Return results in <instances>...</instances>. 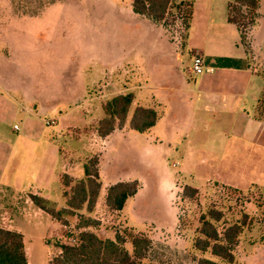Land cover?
<instances>
[{
  "label": "rangeland",
  "instance_id": "374dc122",
  "mask_svg": "<svg viewBox=\"0 0 264 264\" xmlns=\"http://www.w3.org/2000/svg\"><path fill=\"white\" fill-rule=\"evenodd\" d=\"M132 3L133 0H0V39H7L14 51L15 60L8 70L10 76L17 85L20 83L29 89L32 98L40 99L44 107H68L63 105L71 98L79 97H73L78 86L76 72H81L83 78V73L88 72L89 83L99 76L102 85V80L110 77V72L103 65L114 64L125 54L131 56L135 48L147 50V57L152 59L158 37L154 29L145 27L135 14ZM179 5L181 3L173 6L162 23L170 39L181 47L189 23V7L181 9V16ZM258 34L259 41L264 43L263 30ZM261 50L264 58V47ZM7 51L6 47H0V54ZM185 59H178L177 66L181 72L183 67L190 66ZM125 70L122 76L118 73L113 76L128 88L135 80L134 64L126 66ZM104 95L101 88L92 89L88 100L93 99L94 102L90 101V107L93 104L92 107H99ZM83 102L79 97L69 107H82ZM261 106L264 107L258 104V108ZM86 113L78 114L77 118L81 120L74 116L75 120L64 121L58 129L62 133L59 138L64 148L62 152L70 159L80 155V160L84 161L94 155L93 151L96 156H102V146L96 148L100 141L94 131L98 115L92 113L94 118L88 119ZM101 116H104L102 110ZM86 120L89 122H84ZM19 121L22 127V120ZM11 126L3 127L4 133L17 141L23 134L13 133ZM56 132V127L45 126L42 136L59 133ZM201 139L197 144L205 140V149L204 152L198 151L194 165L180 152L168 157L156 154L147 158L141 152V143L132 146L133 150L125 149L124 153L117 154L118 164L113 163L117 166L116 171L110 170L102 182L107 185V181L119 173L130 174L140 178L141 186L138 195L129 199L123 214L105 208L101 200L93 213L86 210L76 212L73 216H66L64 224L46 214L35 216L37 208L32 206L31 211L26 210L22 217L9 210L11 219L1 223L0 228H22L29 264H49L61 253L60 245L77 243L72 240L78 241L82 232H92L102 239L111 240L121 235L126 240L125 248L131 254V238L137 235L148 237L152 247L141 264H199L202 258L219 261L209 251L204 253L194 247L201 217L215 207L224 214L218 224L220 233L229 225L240 222L244 214L251 219L233 249L235 264H264V162L246 159L243 154L233 156L228 151L221 152L219 141L212 132ZM183 142L179 143L180 150L187 147ZM36 149L43 153L42 148L37 147L30 149V153H35ZM16 150L14 170H23V163L27 164L26 168L33 165V159L29 161L26 144L17 145ZM204 157L209 160L206 165L200 161ZM176 162L180 167H173ZM210 165H213L211 170L208 169ZM185 170L189 173L182 174ZM198 170L200 174H197ZM29 173L30 168H27L26 175L30 176ZM80 173L79 178H83V168ZM217 174L238 185L241 191L220 184ZM188 185L199 187L194 198L184 194ZM59 187L60 183L58 192ZM53 200L55 198L51 201L54 204ZM57 201H60L58 193ZM82 217H90L98 224L79 229Z\"/></svg>",
  "mask_w": 264,
  "mask_h": 264
},
{
  "label": "crops",
  "instance_id": "0c3cea01",
  "mask_svg": "<svg viewBox=\"0 0 264 264\" xmlns=\"http://www.w3.org/2000/svg\"><path fill=\"white\" fill-rule=\"evenodd\" d=\"M175 3L192 4V17L183 45L179 47L170 39L162 22L135 13L142 19L145 27L154 29L158 37L157 46L152 51V59L147 57V50L135 48V53L131 56L125 54L122 60L103 65L112 78H104L102 85L99 76L96 77L98 81L89 83L91 79L88 72L83 73L84 78L81 72H76L78 86L73 92V97L83 98L85 102L82 107H69L75 104L79 97L71 98L63 105L68 107H44L40 99L32 98L30 90L20 83L17 85L16 80L10 76L8 70L15 60L14 51L7 39H0V47H6L8 50L6 54H0V224L11 219L9 210L22 217L26 210L30 212L32 206L36 207L31 200L32 195L50 202L55 198L54 204L59 209L66 208L62 176L68 175L75 181L85 179L84 165L96 155L93 151L94 155L88 156L84 161L80 160V155L76 159L68 158L62 152L63 147L59 139L62 133L58 129L64 121L75 120L74 116L77 118L78 114L84 111L88 113V119L94 118V113L98 115L94 131L100 144L96 145V148L102 146V156H98L102 188L94 211L101 200L107 208L106 196L109 187L119 182L140 180L135 178L137 176L119 173L108 180L107 185L102 182L110 170L116 171L117 166L113 163L118 164L117 154L124 153L125 149L133 150L132 146H138L140 143L143 145L141 152L147 158L156 154L168 157L172 153L180 152L194 165L198 151L204 152L205 149V140L201 141L200 145L197 141L212 132L219 141L221 152L228 151L233 156L243 154L246 159L264 162V122L258 118V104L264 94V58L261 55L264 43L259 41L258 34L262 29L264 37V0L260 1L258 18L250 27L245 42L240 29L228 22V0H175ZM195 56H201L206 67V72L198 77L192 76L190 71ZM180 57H185L190 64L187 68L183 67L182 72L177 66ZM132 63L135 67V80L133 85L126 88L116 81L113 75L118 73L122 76L123 71H126L125 67ZM96 88H101L106 95L99 107H92L94 104L90 107V101L93 99L89 101L88 96L91 90ZM129 93L134 95L132 114L136 107L154 109L159 115L157 124L149 131L139 133L130 128L132 114H129L125 126L117 128L106 138H101L96 127L105 117L103 103L118 95ZM40 104L42 107H39ZM101 110L104 116H101ZM19 119L22 120V127ZM50 120H55V125H47ZM10 124L13 133L23 134L17 141L9 139L4 133L3 127ZM45 126L56 127L59 133L42 136ZM182 142L187 143V147L180 150L179 143ZM21 144L27 145L29 161L33 159V165L27 167L30 168L31 177L26 175L27 168L24 166L27 164L23 163V170L13 169L17 145ZM35 147L42 148L43 153H40V149L30 153V149ZM138 153L141 156L140 151ZM200 161L205 165L209 162L206 157ZM174 165L180 167L178 162L173 164L175 168ZM82 168L84 177L79 178ZM212 168L213 165L208 167L209 170ZM196 172L200 174L199 170ZM187 173L189 171L185 170L182 174ZM217 177L220 184L240 190L238 185L221 175L217 174ZM182 178L185 179L183 175ZM125 207L116 212L123 214ZM40 214L46 213L37 208L34 215L38 217ZM6 230L21 233L25 241L22 228L16 226Z\"/></svg>",
  "mask_w": 264,
  "mask_h": 264
},
{
  "label": "trees",
  "instance_id": "16d2710c",
  "mask_svg": "<svg viewBox=\"0 0 264 264\" xmlns=\"http://www.w3.org/2000/svg\"><path fill=\"white\" fill-rule=\"evenodd\" d=\"M261 0H228V22L236 25L242 39L246 41L248 29L257 18ZM175 0H133L132 7L136 14L146 16L156 22L165 21L175 5ZM188 19L192 17V4L181 3L178 9L187 8ZM187 12V11H186ZM134 103L132 93L118 95L103 103L105 117L98 123L96 131L101 138L111 135L117 128L125 126ZM259 104L264 106V94ZM258 118L264 122V107L258 108ZM159 119L158 113L151 108L136 107L129 125L132 130L145 133L153 128ZM85 179L75 181L68 175L62 176L63 196L66 208L57 209L55 204L39 197L31 196L33 204L58 222L66 224L64 218L73 216L76 212L86 210L93 213L101 192L99 174V157L94 156L84 165ZM140 189L139 181L119 182L107 190L106 206L112 211H122L130 198ZM184 194L194 198L198 190L186 186ZM224 214L215 207L201 217L199 236L194 247L201 252H210L219 261L202 258L199 264H235L234 247L239 243L244 230L250 225V217L244 214L240 222L226 227L219 232L218 224ZM79 229L94 227L98 224L92 218H81ZM126 240L116 235L115 240L102 239L92 232H82L75 244H62L61 253L55 256L49 264H141L152 247V241L143 235L133 236L131 244L133 253L125 248ZM0 264H29L24 237L21 233L0 228Z\"/></svg>",
  "mask_w": 264,
  "mask_h": 264
},
{
  "label": "built area",
  "instance_id": "2783aa9c",
  "mask_svg": "<svg viewBox=\"0 0 264 264\" xmlns=\"http://www.w3.org/2000/svg\"><path fill=\"white\" fill-rule=\"evenodd\" d=\"M183 9V8H182ZM182 10L180 9V14H181ZM182 16V14H181ZM191 74L194 77H198L203 75L206 72V67L204 64V59L201 56H195L192 62V67H191ZM47 125H55V120H50L47 121ZM17 129V126H16ZM176 166V165H174ZM73 242H77V240H72Z\"/></svg>",
  "mask_w": 264,
  "mask_h": 264
}]
</instances>
